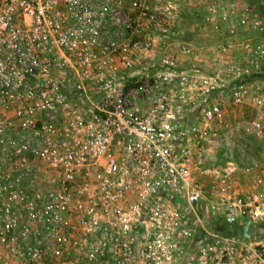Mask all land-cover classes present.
<instances>
[{
  "label": "built area",
  "instance_id": "1",
  "mask_svg": "<svg viewBox=\"0 0 264 264\" xmlns=\"http://www.w3.org/2000/svg\"><path fill=\"white\" fill-rule=\"evenodd\" d=\"M248 26L244 0H0V264H264Z\"/></svg>",
  "mask_w": 264,
  "mask_h": 264
},
{
  "label": "rangeland",
  "instance_id": "2",
  "mask_svg": "<svg viewBox=\"0 0 264 264\" xmlns=\"http://www.w3.org/2000/svg\"><path fill=\"white\" fill-rule=\"evenodd\" d=\"M247 5L253 9V21H258L260 26L257 28L248 26L247 28L235 29L237 34V39L240 40L244 37H252L254 44H257L262 40V35L264 33V0H244ZM190 12H187L186 19L176 22L175 26L181 33H187L192 41L199 43L205 47L211 45L215 40L213 37L209 36L207 33H212L210 29L199 19L194 17V9L192 6H187ZM221 40L222 38L219 37ZM264 40V38H263ZM264 45V42H263ZM243 56L241 53L238 54V62H242ZM264 67V65H263ZM255 68V66H254ZM237 121H250L256 118L255 110L244 109L239 110L235 113ZM236 152L235 160L239 164H247L255 168V172H264V141L262 138L252 135L244 136L238 135L236 139ZM224 162L223 157H218V160L211 165V168L222 166ZM260 162V163H259ZM255 163H259L261 168L255 167ZM256 232L258 235L264 234V223L260 225Z\"/></svg>",
  "mask_w": 264,
  "mask_h": 264
},
{
  "label": "crops",
  "instance_id": "3",
  "mask_svg": "<svg viewBox=\"0 0 264 264\" xmlns=\"http://www.w3.org/2000/svg\"><path fill=\"white\" fill-rule=\"evenodd\" d=\"M260 163V162H259ZM256 164V163H255Z\"/></svg>",
  "mask_w": 264,
  "mask_h": 264
},
{
  "label": "trees",
  "instance_id": "4",
  "mask_svg": "<svg viewBox=\"0 0 264 264\" xmlns=\"http://www.w3.org/2000/svg\"><path fill=\"white\" fill-rule=\"evenodd\" d=\"M243 231V230H242Z\"/></svg>",
  "mask_w": 264,
  "mask_h": 264
}]
</instances>
